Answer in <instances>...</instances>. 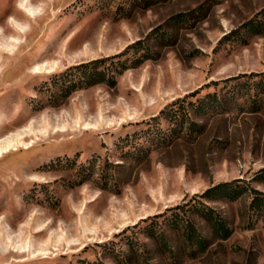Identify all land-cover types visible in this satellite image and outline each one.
<instances>
[{
  "label": "rangeland",
  "instance_id": "1",
  "mask_svg": "<svg viewBox=\"0 0 264 264\" xmlns=\"http://www.w3.org/2000/svg\"><path fill=\"white\" fill-rule=\"evenodd\" d=\"M0 264H264V0H0Z\"/></svg>",
  "mask_w": 264,
  "mask_h": 264
},
{
  "label": "trees",
  "instance_id": "2",
  "mask_svg": "<svg viewBox=\"0 0 264 264\" xmlns=\"http://www.w3.org/2000/svg\"><path fill=\"white\" fill-rule=\"evenodd\" d=\"M119 55L113 56V57H107V58H103V59H97V60H93L91 62L88 63H82L80 65H77L75 67H73V69L75 71H79L78 72V80L80 79L78 85L80 84H89V85H93L96 83H103L105 85L108 86H113L115 84V79L113 78V76H111L110 74L106 73L104 70L102 71H98V66L100 64H102L104 61L110 59V58H116ZM63 76V75H62ZM82 78V79H81ZM76 83H72L71 86L66 88L65 92H68V89L72 86H75ZM229 185L227 184H222V185H218L217 187H213L212 189H209L205 194H208L209 192H212V190L215 189H221V188H225ZM232 199V197H231ZM204 215L207 218V220L212 224L213 230L217 235H222L223 236H228L229 234V230L226 228L225 224L220 220V219H215L211 214L210 211H204ZM188 236H189V241H194V242H199L201 243L202 239H200V237L194 238L192 235V227L190 225H188Z\"/></svg>",
  "mask_w": 264,
  "mask_h": 264
}]
</instances>
